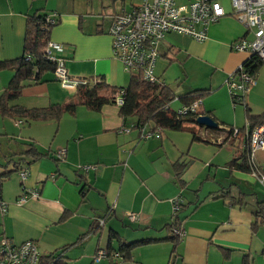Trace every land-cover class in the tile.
Listing matches in <instances>:
<instances>
[{
  "label": "crops",
  "instance_id": "1",
  "mask_svg": "<svg viewBox=\"0 0 264 264\" xmlns=\"http://www.w3.org/2000/svg\"><path fill=\"white\" fill-rule=\"evenodd\" d=\"M194 1L175 0L181 6ZM215 1L225 14L208 27L205 40L167 34L158 46L154 71L176 96L208 90L199 114L212 118L224 132H209L206 137L201 128L194 129L205 143L193 141L188 130L175 129H161L158 138L138 140L136 129L123 130L133 126L135 119L124 120L113 103L98 111L76 105L73 114L65 113L58 121L0 116V173L3 168L11 170L30 144L48 154L24 164L29 175L23 184L18 171L2 182L0 200L6 212L0 208V243L32 241L41 256L60 254L66 264H243L245 259L249 264H264V220L253 227L258 203L264 202V183L229 166L241 151L226 132L244 128L246 110L264 116V62L255 73V84L233 104L227 80L249 56L232 46L252 34L233 15L230 0ZM141 2L0 0V61L22 55L27 15L48 14L56 21L49 41L67 46L65 67L70 76L103 78L111 87H125L129 76L112 56L108 30L115 14ZM168 69H177L183 81L178 74L174 84L161 80ZM12 76L13 71L0 70V94ZM75 93L76 89L63 88L52 72H46L10 104L46 108L74 103ZM175 100L180 107L182 103ZM59 148L66 149L61 161L55 159ZM243 160L241 156L239 162ZM255 163L264 164V152H256ZM87 166L91 168L85 170ZM23 188L36 189L40 196L17 205ZM226 192L234 201L220 197ZM177 197L183 204L173 216L172 201ZM109 209V216L98 226V219ZM128 213L139 219L130 222ZM175 217L181 221L183 236L171 254L169 225ZM113 233L116 238H111ZM143 240L148 242L134 247L126 260H94L99 250L123 257L121 243Z\"/></svg>",
  "mask_w": 264,
  "mask_h": 264
},
{
  "label": "built area",
  "instance_id": "2",
  "mask_svg": "<svg viewBox=\"0 0 264 264\" xmlns=\"http://www.w3.org/2000/svg\"><path fill=\"white\" fill-rule=\"evenodd\" d=\"M233 15L248 31L252 38L236 41L232 48L234 51L248 53L249 57L255 56L264 62V0H230ZM225 14L221 5L215 0H195L188 6L177 5L175 0H142L140 6L127 12L115 14L112 17L108 34L111 38V50L113 58L117 59L128 76L139 75L142 81L150 84L160 82L155 75V65L159 58L158 46L170 33L183 35L190 39L202 42L206 38L207 29L216 23ZM51 23L56 22L51 16L47 18ZM67 46L63 44L48 42L46 46V57L54 62L52 71L54 79L63 88L76 89L79 86L93 84L86 78L72 77L65 67ZM242 62L235 72L227 80L229 94L233 104L241 101L245 94L255 84V75L246 71ZM124 91L120 89L115 97V104L121 106ZM201 100H195L190 104H182L176 111L178 114L188 112L199 114ZM133 126L123 128L129 132ZM229 138L238 141L239 129L227 128ZM138 140H147L150 137H159L160 130L150 125L137 128ZM244 139L246 140V163L250 168L249 174L255 182L264 183V164L257 165L256 152H264V123L249 128V123L244 126ZM66 155L65 148H59L55 159L61 161ZM90 166L84 167L85 170ZM29 175L27 167L18 171L19 181L23 184ZM40 193L36 189H22L17 205H22L28 198H38ZM182 200L177 197L172 201V215L180 210ZM2 213L6 212V205L0 200ZM111 209L102 218L98 219V226H102ZM130 222H135L139 216L128 213ZM172 233L181 239L183 232L173 227ZM105 258L123 261L119 253L109 254L99 250L94 260ZM40 254L32 241L13 244L9 240L0 243V264H39Z\"/></svg>",
  "mask_w": 264,
  "mask_h": 264
},
{
  "label": "trees",
  "instance_id": "3",
  "mask_svg": "<svg viewBox=\"0 0 264 264\" xmlns=\"http://www.w3.org/2000/svg\"><path fill=\"white\" fill-rule=\"evenodd\" d=\"M49 15H38L34 13L27 15L25 19V31L23 40V53L17 59L11 61H0V70L9 69L13 71V76L7 86L2 90L0 94V116L9 118H20L29 122L53 120L58 121L60 117L65 114H73L76 105H83L87 109L92 111H98L100 108L109 103L115 104V97L120 89H123L122 105L119 106V115L125 119H135L133 123V129L141 127L145 124L154 128L161 129H175L180 131L188 130L192 136L193 141H201L194 131L196 128H201L202 132L217 133L219 131L224 132L222 128L217 125L215 129H208L198 126L195 122L197 117L196 113L188 112L186 114H178L176 110L171 109L170 103L177 99L182 104H190L195 100L203 99L208 93V90H194L189 93L178 95L174 94V91L165 85L163 82H157L154 84L146 83L142 81L139 75L129 76L128 83L125 87L115 88L108 85L103 78H98L94 83L87 86H79L76 88V101L68 104H53L46 108L39 109H27L17 105H11L10 103L16 100L22 93V90L38 81L46 72H52L54 69V62L50 61L46 57V46L49 42V34L52 27L56 22L51 23L47 20ZM246 71L249 74L255 75L258 67L262 64L255 56L249 57L244 61ZM246 120L249 123V128H254L264 123V116L250 115L246 110ZM189 125V127H186ZM244 128L239 129L237 147L241 152L235 153L229 166H236L242 171L249 173L250 168L246 163V140L244 139ZM138 132V131H137ZM227 132V131H226ZM228 133V132H227ZM139 134V132H138ZM206 142V141H205ZM204 142V143H205ZM216 142V141H215ZM227 143L225 140L222 143ZM234 143V141L232 140ZM25 157H28L29 161L22 159L13 164L11 170H5L0 173V186L3 181L13 172H17L23 167L38 160L42 156H48V154H41L38 152L33 144L29 145L27 151L23 153ZM241 156L244 158L242 162H239ZM21 165H23L21 167ZM225 201H234L233 197L228 192L220 196ZM241 203L240 198L238 204ZM183 202L180 204L182 206ZM180 206V207H181ZM177 216V214H176ZM256 222L253 227L258 226L260 220H264V202L258 203L255 210ZM180 219L175 217L172 224L169 225V231L171 232L173 227L180 229ZM172 234V233H171ZM116 235L111 234V238ZM116 238V237H115ZM119 239V238H118ZM169 240L173 243V249L171 254L175 253L176 245L178 244V236L172 234ZM148 241H138L130 244H120L119 251L123 253V259H128L130 251L141 244H145ZM39 264H66L62 255L51 254L49 256H41ZM243 264H249L245 259Z\"/></svg>",
  "mask_w": 264,
  "mask_h": 264
},
{
  "label": "rangeland",
  "instance_id": "4",
  "mask_svg": "<svg viewBox=\"0 0 264 264\" xmlns=\"http://www.w3.org/2000/svg\"><path fill=\"white\" fill-rule=\"evenodd\" d=\"M236 52H238V51H236ZM241 54H243L244 56H248V53H245V52H240ZM177 74H178V71H177V69L175 70V69H168L167 71H165L164 72V74L162 75V77H161V80H163L165 83H172V84H174V81H176V80H178L179 79V77L178 76H180L179 74H178V76H177ZM178 77V78H177ZM181 77V76H180ZM180 80L181 81H183V78L181 77L180 78ZM175 85H176V83H175ZM183 90L182 91H184L185 90V88H182ZM186 91V90H185ZM183 93V92H182ZM170 107L172 108V109H174V110H177L178 108H179V103H177L176 102V100H173L171 103H170ZM37 251H38V249H37ZM39 252V251H38ZM40 254V253H39ZM69 264H72V263H69Z\"/></svg>",
  "mask_w": 264,
  "mask_h": 264
},
{
  "label": "water",
  "instance_id": "5",
  "mask_svg": "<svg viewBox=\"0 0 264 264\" xmlns=\"http://www.w3.org/2000/svg\"><path fill=\"white\" fill-rule=\"evenodd\" d=\"M195 122L198 126L205 127L208 129H215L217 128V123L206 115H198L195 119Z\"/></svg>",
  "mask_w": 264,
  "mask_h": 264
}]
</instances>
